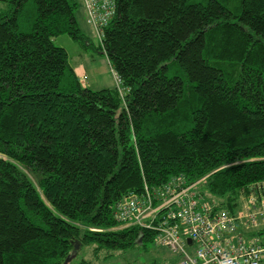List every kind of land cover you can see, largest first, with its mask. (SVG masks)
Here are the masks:
<instances>
[{
    "label": "trees",
    "instance_id": "obj_1",
    "mask_svg": "<svg viewBox=\"0 0 264 264\" xmlns=\"http://www.w3.org/2000/svg\"><path fill=\"white\" fill-rule=\"evenodd\" d=\"M113 1L98 33L86 22L117 81L98 91L52 41L90 45L81 0L0 10V264L153 243L116 208L173 177L231 215L264 199V0ZM245 234L264 244V224Z\"/></svg>",
    "mask_w": 264,
    "mask_h": 264
},
{
    "label": "built area",
    "instance_id": "obj_2",
    "mask_svg": "<svg viewBox=\"0 0 264 264\" xmlns=\"http://www.w3.org/2000/svg\"><path fill=\"white\" fill-rule=\"evenodd\" d=\"M86 22L99 32L113 14V0H81ZM197 183L173 177L145 195H129L115 217L122 227L155 232L153 243L178 257L175 264H264V244L245 232L264 224V199L251 195L236 215L218 211ZM190 240V243H187ZM190 249V250H188Z\"/></svg>",
    "mask_w": 264,
    "mask_h": 264
},
{
    "label": "rangeland",
    "instance_id": "obj_3",
    "mask_svg": "<svg viewBox=\"0 0 264 264\" xmlns=\"http://www.w3.org/2000/svg\"><path fill=\"white\" fill-rule=\"evenodd\" d=\"M75 12V18L81 31L88 37L89 46H83L68 36H59L52 41L55 46L63 48L67 54L68 64L79 79L80 85L93 91L110 89L117 86L116 76L105 57L99 50V42L92 29L87 25L85 11L80 2ZM6 0H0V10H4ZM264 242V235L261 236ZM93 246L82 248L74 258L73 263L80 260L89 261L91 264H174L177 257L171 254L167 248L146 242L144 247L136 245L125 251L101 252L95 258L92 254ZM190 250V249H188Z\"/></svg>",
    "mask_w": 264,
    "mask_h": 264
},
{
    "label": "water",
    "instance_id": "obj_4",
    "mask_svg": "<svg viewBox=\"0 0 264 264\" xmlns=\"http://www.w3.org/2000/svg\"><path fill=\"white\" fill-rule=\"evenodd\" d=\"M187 243L189 244L190 243V240H187Z\"/></svg>",
    "mask_w": 264,
    "mask_h": 264
}]
</instances>
